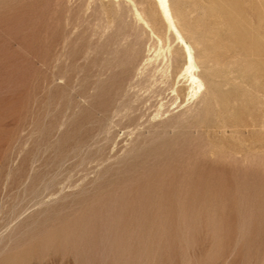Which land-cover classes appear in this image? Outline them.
<instances>
[{"label": "rangeland", "instance_id": "374dc122", "mask_svg": "<svg viewBox=\"0 0 264 264\" xmlns=\"http://www.w3.org/2000/svg\"><path fill=\"white\" fill-rule=\"evenodd\" d=\"M122 1L0 0V264H264V0H180L230 53L165 115L122 109L142 43L97 46Z\"/></svg>", "mask_w": 264, "mask_h": 264}, {"label": "bare ground", "instance_id": "6f19581e", "mask_svg": "<svg viewBox=\"0 0 264 264\" xmlns=\"http://www.w3.org/2000/svg\"><path fill=\"white\" fill-rule=\"evenodd\" d=\"M123 1L126 4L125 7L121 6L122 4L118 5V2L116 3V8L114 9L113 13L105 10L106 15L104 14V17H102L105 18V20H102L103 22L100 23L95 29H97L98 34V36L97 34L96 36L99 37L97 46H99L100 48L103 47L101 41L103 40L102 38L105 36V34H113L115 37L114 42L116 45H122V47H124L123 45L129 42L132 45L133 49V47L135 48L137 45L142 43L145 49L146 55L143 58L142 63H140L141 65L138 66V69L134 68L136 70V73L133 72L135 74L133 79L135 80V83L132 87H130L132 92L130 93V91L126 89L130 93H127L129 95L127 104H124L123 101L122 106V97L120 98V105L122 106V109L124 111L127 110L124 113H128L129 111H139L138 113L141 114L140 110H142L143 108H146L148 111L151 108L153 110V107H155V109L157 108V111H153L157 112V115L159 113L161 115V110H164L162 112V115H165V110L168 108V105L169 108L170 105L173 108L172 105H182L183 101H186V99L192 100V98L202 93L201 91L207 84L209 87L208 89L214 92V78L217 77L216 75H221L224 72L220 69V65H218L220 64V62L216 63V60L213 61V58L218 59L219 56L227 54V52L230 53L228 49L229 47L223 42L217 44L216 47L213 46L214 38H216L215 29L210 25H191L188 22L186 13L183 11L180 5V0H153L158 12H160L163 18L168 33H170L169 35L173 36V38L171 37L173 41L169 38L166 40L164 36H162L155 30V27L158 25V21L154 8H149L147 12L146 9L143 8L145 9L144 12L143 9H139L138 7L141 6V3L138 4L134 0ZM100 5L101 8H107H105V6H102V4ZM125 9H127L129 14H131L130 16H132V20H129V22L127 19V16L129 14L125 16ZM100 12H102V10ZM98 17L99 16L97 15V19ZM147 31L149 32V34L147 33ZM111 37L112 36L110 35V38ZM128 45H126V47H128ZM132 49L130 50L133 51ZM126 51L127 54H129L128 52L130 51ZM110 53L112 54V52ZM127 54L125 53V55ZM120 55L122 56V54ZM130 57L128 58V60H130ZM117 59L115 61H117ZM213 62H215L216 64H213ZM125 63L127 66V61H125ZM116 68L118 69L117 65ZM133 80L129 82L132 83ZM124 93L122 94L125 96L126 94ZM202 103L206 104V102ZM227 105L228 102H222L223 107H227ZM118 110L120 111L119 108ZM125 115L128 117L127 114ZM184 115L186 116V114Z\"/></svg>", "mask_w": 264, "mask_h": 264}]
</instances>
